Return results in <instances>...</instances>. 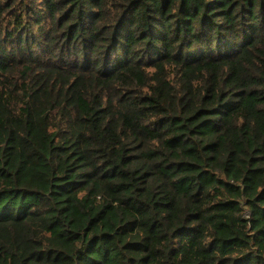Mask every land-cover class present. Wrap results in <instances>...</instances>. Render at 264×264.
<instances>
[{
    "label": "trees",
    "instance_id": "16d2710c",
    "mask_svg": "<svg viewBox=\"0 0 264 264\" xmlns=\"http://www.w3.org/2000/svg\"><path fill=\"white\" fill-rule=\"evenodd\" d=\"M0 264H264V0H0Z\"/></svg>",
    "mask_w": 264,
    "mask_h": 264
}]
</instances>
